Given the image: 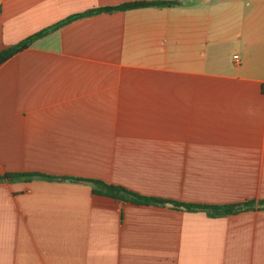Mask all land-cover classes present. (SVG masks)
Returning a JSON list of instances; mask_svg holds the SVG:
<instances>
[{"label":"crops","instance_id":"obj_1","mask_svg":"<svg viewBox=\"0 0 264 264\" xmlns=\"http://www.w3.org/2000/svg\"><path fill=\"white\" fill-rule=\"evenodd\" d=\"M0 177L97 180L208 218L0 182V264H264V0H0ZM237 57L234 64L233 57Z\"/></svg>","mask_w":264,"mask_h":264},{"label":"trees","instance_id":"obj_2","mask_svg":"<svg viewBox=\"0 0 264 264\" xmlns=\"http://www.w3.org/2000/svg\"><path fill=\"white\" fill-rule=\"evenodd\" d=\"M176 4L177 3L175 2H150V3L124 4L118 7H109V8L90 10L85 13L72 16L50 28L42 30L26 38L25 40L21 41L20 43L16 45H13V46H10L8 48L1 50L0 51V65L4 63L5 61L9 60L12 56L30 47L35 41L42 38L50 31H55L62 25L69 23L75 19L93 15L96 13H101V12H110V11H116V10L125 11V10L139 8V7H145V6L167 7V6H172ZM21 178L27 181H30L33 179H43V180H49V181L86 182L92 186V192L95 195L103 196V197L109 198L116 202L130 203L135 206L157 207V206L170 205L173 209H176V210H184L187 212H202L208 218H221V217L236 215L244 211L254 210V207H255V203L253 201H244L242 203L233 204V205H187V204H182V203L169 201V200H161V199H156V198H151V197L140 196V195L134 194L126 190L123 187L105 184L97 180H88V179L72 178V177H65V176L52 177V176H47V175L38 174V173L4 175L0 177V182L13 181L16 179H21ZM257 205L260 208L264 206V202H259Z\"/></svg>","mask_w":264,"mask_h":264},{"label":"built area","instance_id":"obj_3","mask_svg":"<svg viewBox=\"0 0 264 264\" xmlns=\"http://www.w3.org/2000/svg\"><path fill=\"white\" fill-rule=\"evenodd\" d=\"M233 60H234V64H236V63H237V57L234 56V57H233Z\"/></svg>","mask_w":264,"mask_h":264}]
</instances>
